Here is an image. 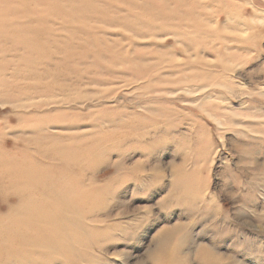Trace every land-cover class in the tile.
Returning a JSON list of instances; mask_svg holds the SVG:
<instances>
[{"label": "rangeland", "instance_id": "1", "mask_svg": "<svg viewBox=\"0 0 264 264\" xmlns=\"http://www.w3.org/2000/svg\"><path fill=\"white\" fill-rule=\"evenodd\" d=\"M0 41V264H264V0H0Z\"/></svg>", "mask_w": 264, "mask_h": 264}, {"label": "bare ground", "instance_id": "2", "mask_svg": "<svg viewBox=\"0 0 264 264\" xmlns=\"http://www.w3.org/2000/svg\"><path fill=\"white\" fill-rule=\"evenodd\" d=\"M68 1H70V0H68ZM6 9H7V8H6ZM13 11H14V10H13ZM13 14H14V13H13ZM15 15H16V13L14 14V16H15ZM12 17H13V16H12ZM20 17H21V16H20ZM26 17H27V16H26ZM21 18H22V17H21ZM8 21H9V20H8ZM13 22H14V21H13ZM15 22H16V21H15ZM12 24H13V23H12ZM12 24H11V25H12ZM9 25H10V24H9ZM12 26H13V25H12ZM11 29H12V28H11ZM2 30L4 31V28H3ZM3 31H2V32H3ZM5 31H6V30H5ZM6 32H7V31H6ZM3 40H4V39H3ZM3 40H2V41H3ZM0 42H1V41H0ZM30 177H31V175H30ZM27 185H28V184H27ZM31 185H32V184H31ZM33 186H34V185H33ZM39 187H40V186H39ZM24 188H25V187H24ZM29 188H30V187H29ZM33 188H34V187H33ZM23 190H24V189H23ZM24 192H25V191H24ZM29 194H30V193H29ZM24 197H25V196H24ZM22 198H23V196H22ZM25 200H26V199H25ZM28 202H29V201H28ZM20 203H21V202H20ZM13 205H14V204H13ZM12 207H13V206H12ZM23 214H24V213H23ZM15 223H16V222H15ZM11 225H12V224H11ZM22 235H23V234H22Z\"/></svg>", "mask_w": 264, "mask_h": 264}]
</instances>
